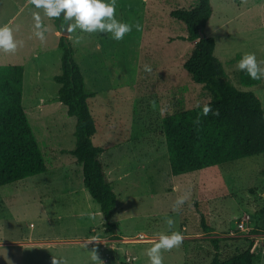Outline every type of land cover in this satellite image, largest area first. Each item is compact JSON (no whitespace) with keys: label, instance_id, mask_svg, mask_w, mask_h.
Returning a JSON list of instances; mask_svg holds the SVG:
<instances>
[{"label":"rangeland","instance_id":"1","mask_svg":"<svg viewBox=\"0 0 264 264\" xmlns=\"http://www.w3.org/2000/svg\"><path fill=\"white\" fill-rule=\"evenodd\" d=\"M197 3L116 0L117 19L132 26L123 40L79 29L68 34L86 89L93 93L89 101L98 128L93 141L105 149L100 161L117 195L111 217L117 235L86 188L82 165L63 153L75 148L77 121L59 101L54 78L61 73L62 49L47 36L44 42L57 44L58 59L41 65V76L34 72L35 60L27 65L23 107L48 170L0 186V264H53L54 258L60 264H149L146 250L158 234L170 231L168 219L174 221L171 231L181 232L184 240L162 250L163 264H209L215 254L226 259L251 242L256 263L264 264L257 213L264 204V153L181 175L171 171L163 118L211 100L183 68L194 44L182 39L186 26L171 16L172 10ZM211 4L204 32L215 37V56L231 83L256 94L264 108V78L245 85L237 68L248 53L264 67V0ZM28 19L11 23L22 48L0 56V65H22L38 39ZM180 197L184 203L177 206Z\"/></svg>","mask_w":264,"mask_h":264},{"label":"trees","instance_id":"2","mask_svg":"<svg viewBox=\"0 0 264 264\" xmlns=\"http://www.w3.org/2000/svg\"><path fill=\"white\" fill-rule=\"evenodd\" d=\"M171 16L186 26L187 36L194 44L184 70L192 80L210 92L207 103L176 111L163 118L171 171L174 175L202 170L264 153V108L260 98L235 87L215 56L216 40L205 35L204 29L212 16L211 0H198L191 9H175ZM61 35V73L55 76L59 84L58 98L67 107V114L76 118L75 148L63 153L73 155L82 165L83 181L92 198L100 205L106 227L113 233L111 222L117 195L107 180L100 155L104 148L94 143L97 120L87 91L85 77L75 60V49L59 18H53ZM245 85L259 80L241 73ZM23 65H0V186L18 182L47 172L45 158L23 107ZM211 111L203 115V107ZM218 113V114H214ZM199 120V122H197ZM258 226L264 230V204L258 210ZM205 226V224H204ZM206 229L208 227L205 226ZM254 242L242 251L221 259L215 254L209 264H257Z\"/></svg>","mask_w":264,"mask_h":264},{"label":"clouds","instance_id":"3","mask_svg":"<svg viewBox=\"0 0 264 264\" xmlns=\"http://www.w3.org/2000/svg\"><path fill=\"white\" fill-rule=\"evenodd\" d=\"M31 3L34 8L42 9L48 18H59L62 31L69 35L79 29L86 33L111 34L112 39L120 41L132 31L131 25L117 19L116 0H31ZM33 20L36 29L34 35L44 41L48 27L43 24L39 12H33ZM21 44L22 42L15 38L11 27L0 25V52L14 53ZM237 68L252 80L264 78V67L254 53L243 55L237 63ZM151 70L149 66H145V71ZM202 111L203 115L207 116L211 108L205 105ZM183 203L182 197L176 201L177 206ZM173 223L172 219H168L170 231L158 234V239L146 250L149 264H163L162 250H171L183 243V234L179 231H171ZM91 259L96 261L99 258L94 254ZM53 264H60V262L54 258Z\"/></svg>","mask_w":264,"mask_h":264},{"label":"crops","instance_id":"4","mask_svg":"<svg viewBox=\"0 0 264 264\" xmlns=\"http://www.w3.org/2000/svg\"><path fill=\"white\" fill-rule=\"evenodd\" d=\"M33 12H39L42 18V22L44 25L48 27V31L46 32V38L48 35H51L53 38L57 39L61 35L60 31L58 30L57 26L55 25L53 18H48L44 15V12L42 9H36L31 3V0H0V25H8L11 27V23H14L16 25V21L18 17L26 18L28 17L29 21L31 22V27L33 28V33L36 31L34 28V20H33ZM28 20H25L23 22H28ZM22 24V19L19 22L20 27L18 30L20 31ZM17 39V38H16ZM20 41H23L21 37H19ZM49 46V47H48ZM22 45L17 48L18 51H21ZM55 48H57V44L49 43L41 41L39 39L36 40L34 44L31 43L30 50L27 51L26 57L22 59L19 63L23 65L24 67V76L27 72V65L30 66L31 60H35L33 64L37 66V69L34 70L36 72V75H42L41 65L45 63H52L53 59L57 61V56L55 53ZM16 52V54L18 53ZM7 53L0 52V56H6ZM62 56V55H61ZM13 65H18V63H11ZM39 66V67H38ZM42 101L40 100L38 104H41ZM113 235H117L116 233H113ZM131 240V239H127ZM94 241V240H93ZM86 243H90L85 241ZM5 244V243H2ZM114 258V255L112 256ZM105 262H109L106 260Z\"/></svg>","mask_w":264,"mask_h":264},{"label":"built area","instance_id":"5","mask_svg":"<svg viewBox=\"0 0 264 264\" xmlns=\"http://www.w3.org/2000/svg\"><path fill=\"white\" fill-rule=\"evenodd\" d=\"M130 260V259H129Z\"/></svg>","mask_w":264,"mask_h":264},{"label":"water","instance_id":"6","mask_svg":"<svg viewBox=\"0 0 264 264\" xmlns=\"http://www.w3.org/2000/svg\"><path fill=\"white\" fill-rule=\"evenodd\" d=\"M68 35V34H67Z\"/></svg>","mask_w":264,"mask_h":264}]
</instances>
